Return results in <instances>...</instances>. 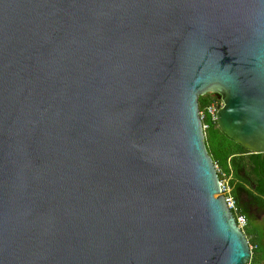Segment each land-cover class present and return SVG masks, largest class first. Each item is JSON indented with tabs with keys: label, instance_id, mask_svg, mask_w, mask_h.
Masks as SVG:
<instances>
[{
	"label": "water",
	"instance_id": "obj_1",
	"mask_svg": "<svg viewBox=\"0 0 264 264\" xmlns=\"http://www.w3.org/2000/svg\"><path fill=\"white\" fill-rule=\"evenodd\" d=\"M264 157V0H0V264H248L198 98Z\"/></svg>",
	"mask_w": 264,
	"mask_h": 264
},
{
	"label": "trees",
	"instance_id": "obj_2",
	"mask_svg": "<svg viewBox=\"0 0 264 264\" xmlns=\"http://www.w3.org/2000/svg\"><path fill=\"white\" fill-rule=\"evenodd\" d=\"M215 94H205L198 98L199 110L216 100ZM204 130V142L206 150L213 164L218 167L217 175L220 179L222 174L226 177L239 212L246 216L247 221L252 219L247 213L248 204L264 207V157L260 154L251 153L228 138L216 123L207 122ZM244 197L248 204L244 203ZM246 235V234H245ZM248 262L254 263L253 252Z\"/></svg>",
	"mask_w": 264,
	"mask_h": 264
},
{
	"label": "built area",
	"instance_id": "obj_3",
	"mask_svg": "<svg viewBox=\"0 0 264 264\" xmlns=\"http://www.w3.org/2000/svg\"><path fill=\"white\" fill-rule=\"evenodd\" d=\"M222 106V102L220 99L216 98L213 102H211L209 105H207L203 110H199L198 114L202 123V129L203 131L207 129L208 123H216V113ZM216 171H218V167L215 166ZM219 191L220 195L224 197L225 203L227 208L232 212L236 225L239 229L242 231L245 229L247 224V218L245 215L241 214L239 212V208L234 200V198L231 196V189L228 185L227 180L224 178L219 179ZM250 249L251 246H250Z\"/></svg>",
	"mask_w": 264,
	"mask_h": 264
},
{
	"label": "rangeland",
	"instance_id": "obj_4",
	"mask_svg": "<svg viewBox=\"0 0 264 264\" xmlns=\"http://www.w3.org/2000/svg\"><path fill=\"white\" fill-rule=\"evenodd\" d=\"M244 234L252 233L256 237L258 243L257 259L264 264V218L262 220H255L254 218L248 220L247 227L243 230ZM250 246V245H249ZM255 256V257H256Z\"/></svg>",
	"mask_w": 264,
	"mask_h": 264
},
{
	"label": "crops",
	"instance_id": "obj_5",
	"mask_svg": "<svg viewBox=\"0 0 264 264\" xmlns=\"http://www.w3.org/2000/svg\"><path fill=\"white\" fill-rule=\"evenodd\" d=\"M225 177L226 176L224 174H222V178L225 179ZM250 206H251V209H252V213L254 214L253 215V218L255 220H262V218H264V207H258V206L253 205V204H251ZM247 224H248V221H247ZM247 224H246V227H247ZM246 238H247V240L249 242V245L251 246L252 250H254L252 253H253L254 259H255V258H257V256H256L257 254L256 253H257V250L259 248L258 247V243L256 242V237L252 233H248V234L246 233ZM250 264H254V263H250ZM255 264H263V262H261L260 260L257 259V261L255 262Z\"/></svg>",
	"mask_w": 264,
	"mask_h": 264
},
{
	"label": "flooded vegetation",
	"instance_id": "obj_6",
	"mask_svg": "<svg viewBox=\"0 0 264 264\" xmlns=\"http://www.w3.org/2000/svg\"><path fill=\"white\" fill-rule=\"evenodd\" d=\"M245 200L247 201V199L244 197V203L248 204ZM247 213L249 216H251L253 218L254 214L252 213V209H251V206L249 204L247 206Z\"/></svg>",
	"mask_w": 264,
	"mask_h": 264
},
{
	"label": "clouds",
	"instance_id": "obj_7",
	"mask_svg": "<svg viewBox=\"0 0 264 264\" xmlns=\"http://www.w3.org/2000/svg\"><path fill=\"white\" fill-rule=\"evenodd\" d=\"M252 250V249H251Z\"/></svg>",
	"mask_w": 264,
	"mask_h": 264
}]
</instances>
